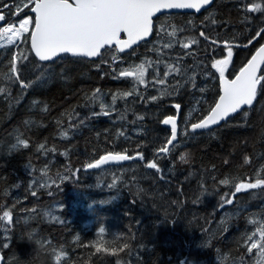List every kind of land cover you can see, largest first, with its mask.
I'll list each match as a JSON object with an SVG mask.
<instances>
[{
  "label": "trees",
  "instance_id": "16d2710c",
  "mask_svg": "<svg viewBox=\"0 0 264 264\" xmlns=\"http://www.w3.org/2000/svg\"><path fill=\"white\" fill-rule=\"evenodd\" d=\"M252 2L264 6V0H216L201 14L161 15L155 20L151 40L120 53L122 61L115 65L110 60L101 64V58L63 57L68 61L48 64L56 75L43 86L38 83L28 89L19 103L12 89L11 96L0 94V215L10 210L13 216L11 231L0 239L4 264H56L57 252L63 253L60 264H264L257 249L248 253L246 248L247 236L258 227L253 221L264 223V189L239 193L233 205L218 208L220 195L231 192L235 182L253 179L256 173L264 177V88L259 87L252 109L244 110L249 112L246 119L242 111L219 127L196 133L189 130L187 136L182 135L186 119L189 125L196 122L209 104L218 100L219 73L211 68V62L221 56L210 40L203 43L193 33H180L200 40L192 49L177 46L172 50L195 52V57H185V65L203 61L196 68V88L185 85L178 95L151 101L148 97L159 96L157 89L165 86L149 84L145 89L140 85L138 92L144 98L118 99L116 111L109 116H91L99 111V101L87 99L99 88L106 94L104 102L110 104L113 94L132 88L131 78L112 79V67L169 59L149 51L154 45L159 47L155 28L161 24L186 26L191 20L194 24L187 27L197 30L207 25V35L218 44L244 41L252 32L254 19H264V12H246L244 6ZM209 13L211 17L205 21ZM27 15L32 13H20ZM20 16L9 15L4 24ZM17 45L0 48V87L5 86L3 75L11 55L29 48L23 38L20 48ZM159 68L163 73V65ZM205 72L210 74L205 76ZM153 75L154 68H149L146 80ZM172 79L170 76L169 81ZM34 99L36 105L32 104ZM174 103L181 105L179 113L172 107ZM44 105L47 111L42 110ZM137 115L144 119L138 120ZM167 115L178 117L179 133L177 146L156 161L164 170L166 182L144 165L170 138V127L162 123ZM17 136L26 139L29 147L13 148ZM109 152L129 156L143 153L145 160L85 168ZM180 155H185L187 163L179 159ZM245 156L249 164H244ZM113 179L115 187H107ZM223 179L229 180V185L221 184ZM41 183L51 186L41 188ZM32 190L36 196L31 195ZM33 208L37 211L32 212ZM101 227L106 230L103 237ZM26 237L34 243L22 242ZM101 238L108 243L98 245L101 251L97 252L95 246ZM4 243L9 246L2 247ZM41 244L46 251L37 254ZM124 244L128 247L123 248Z\"/></svg>",
  "mask_w": 264,
  "mask_h": 264
},
{
  "label": "snow or ice",
  "instance_id": "6c2138e0",
  "mask_svg": "<svg viewBox=\"0 0 264 264\" xmlns=\"http://www.w3.org/2000/svg\"><path fill=\"white\" fill-rule=\"evenodd\" d=\"M213 0H11L10 3H4L0 0V38H6L8 44H15V41L23 38L25 45L30 44L27 51L20 49L11 55L7 62V73L3 75V79L7 84L0 87V94L11 96V87L18 85L20 92L15 98V102L19 103L20 99L28 89L36 84L43 86L45 81L51 80L56 74L50 71L51 66L44 63H34L30 59V54L38 62L54 61L61 57L62 54H70L73 57H100L101 64H108L109 60L112 65L122 61L120 53H124L126 49L132 48L141 41L147 39L154 33L153 18L157 13L169 9H194L197 13L206 6L211 5ZM246 12L257 13L264 12V6L259 2H252L244 6ZM9 9V12H5ZM28 10L34 15L20 16V13ZM20 16L19 20L12 21L7 26L3 22L8 19V16ZM211 17V13L205 16V21ZM212 25H216L217 21L212 19ZM194 22L189 20L187 25H193ZM186 26H177L174 23H169L167 27L161 24L155 28L157 37L156 43L149 51L156 52L158 55H167V61L157 59L155 61L145 59L142 62L130 65L127 68L112 67V79L131 78L133 86L130 90L121 91L111 96V103H106L103 97L106 95L101 92V89H95L89 100L99 101V111L92 112L91 116H109L116 111L115 105L118 99L127 100L128 97L140 96L143 99V94L138 92V86L143 85L145 89L149 84L152 86H165L157 89L159 96L152 95L148 100L157 101L165 95H178L180 89L185 85H190L196 88V68L203 61H198L191 66L183 63L185 57H195V52L181 51L173 52L177 46L182 50L192 49L194 45L199 46L200 40L195 35L180 33H189L190 29ZM207 25H205L206 27ZM126 35V39L121 38V34ZM261 33H264V26L259 27L255 34V38H259ZM168 37V39H165ZM199 37H203L205 41H209L212 45H217L218 41L211 38L204 30L199 31ZM251 43V40L249 41ZM4 45L0 44V47ZM115 46V47H113ZM247 47V44L224 42V47L227 50L226 58L214 59L211 62V68L219 73L220 92L218 101H213L196 122L188 124L185 120V128L182 135L187 136L189 130L196 133L197 130H207L212 126L220 124L221 121L227 120L232 114L238 113L242 108L247 106L252 109L254 102L258 97V86L264 88L261 81H264V74L260 73L261 65H264V45H261L255 55L247 61L246 64L240 67L239 74L235 75L234 79H228L225 75L233 58V47ZM17 48H20L17 45ZM102 50H104L102 52ZM164 50H168L165 52ZM207 51V49H204ZM132 54H135L133 51ZM163 65L164 71L161 73L159 66ZM37 74L33 79L22 78V73L29 70ZM155 66V67H154ZM99 67V65H97ZM149 68H154V75L151 80H146V74ZM210 73L205 72L207 76ZM173 77L169 81V77ZM203 92L204 89L200 88ZM37 100H33L32 104L36 105ZM179 113L181 105L174 103L172 105ZM43 111H47V105L43 106ZM128 109H125L127 111ZM196 111V109H193ZM249 115L248 111H244L242 116L246 119ZM192 117V112L188 113V118ZM120 118L124 119V113L120 114ZM138 120H143V115H137ZM29 123V121H25ZM83 123V119L80 120ZM163 125L170 126V138L166 143L156 149L155 157L145 163L147 169H154L156 173L161 174L159 179L167 182L166 175L163 174V169L156 162L157 159H162L168 156L170 152L169 146L176 147L173 142L177 141L178 124L177 116L167 115L162 119ZM120 135H123L121 132ZM61 136H67L66 132H61ZM13 148H28L29 142L19 136L16 137V142L12 145ZM40 148H44L41 144ZM160 153L164 157H160ZM139 159L145 160L143 153L129 156L121 152H109L101 155L95 162H89L85 165L86 169H100L102 165H107L110 162H122L128 160ZM179 159L185 163V155H180ZM249 158L244 157V164H249ZM47 176V172L44 173ZM131 177L130 180H135ZM34 183V181H33ZM55 183V181H53ZM223 185H229V180L223 179L220 181ZM116 185V180L106 186L113 188ZM47 183L39 184V187H50ZM253 189H264V177L259 173L255 174L253 179L239 180L233 185L231 192H224L220 195L218 208L223 209L226 206L233 205L237 199V194L248 192ZM32 196H36L35 190L31 191ZM51 195V193H49ZM179 205L178 201H174ZM32 212L37 209H31ZM13 216L10 210H5L0 215V239L6 238V234L11 231ZM258 223L255 231L247 236L246 248L248 253H252L253 249L258 250V255L264 260V223ZM105 228L99 229L101 237L105 234ZM254 237H258L254 239ZM78 239V237H77ZM108 241L101 238L97 241L95 250L101 251L98 245H106ZM8 243H4L2 247L7 248ZM128 245L124 244L123 248ZM122 250V249H121ZM112 253L115 254L117 249L113 247ZM62 252H57L55 256L56 264H60ZM117 264H120L117 261ZM259 264V262H258Z\"/></svg>",
  "mask_w": 264,
  "mask_h": 264
},
{
  "label": "rangeland",
  "instance_id": "374dc122",
  "mask_svg": "<svg viewBox=\"0 0 264 264\" xmlns=\"http://www.w3.org/2000/svg\"><path fill=\"white\" fill-rule=\"evenodd\" d=\"M262 26H264V19L262 17H256L254 19L253 28H252V32L250 36L244 41L238 42L239 44H247L248 46L247 47H235V46L233 47V51H235V53L233 54L232 62L229 65L225 73L227 76L233 77L239 71L240 67L246 64V62L251 58V56L257 49V47L261 43L264 42V33H261V36L259 38H255L256 32L258 31L259 27H262ZM188 28L190 29L189 33H193L197 36H199V31L201 30H204L206 34L210 30L207 26L206 27L204 26L197 30L192 29L191 27H188ZM200 38L203 41V43L209 42V41H205L203 37H200ZM250 40H251V43H249ZM21 41H22V38L16 40L15 44L17 43L18 45H20ZM0 44L7 45L8 44L7 39L0 38ZM217 46H218V54L221 56V59L226 58L227 50L224 47V43L218 44ZM30 59H33L34 63H40L35 60L32 54H30ZM61 61L66 62L68 61V58L60 59L59 62ZM36 74H37L36 72L31 71L30 66H29V70L22 73V78L26 80L33 79ZM6 84H7V81L5 80L4 85ZM11 89H12V93L14 97L16 98L18 93L20 92L19 86L18 85L12 86Z\"/></svg>",
  "mask_w": 264,
  "mask_h": 264
},
{
  "label": "water",
  "instance_id": "95a60500",
  "mask_svg": "<svg viewBox=\"0 0 264 264\" xmlns=\"http://www.w3.org/2000/svg\"><path fill=\"white\" fill-rule=\"evenodd\" d=\"M215 1H216V0H213V3H212L211 5H208V6H206V8L201 9V11H200L199 13H197L194 9H169V10H164V11H162V12H160V13H157L156 16L153 18V20H154V25H155V19H156L157 17L161 16V15H164V14H169V13H194V14H201L202 12L208 10V9L214 4ZM70 2H71V0H70ZM33 15H34V14H33ZM3 23H4V22H3ZM152 36H153V35H152ZM152 36H150V37L147 39V41L151 40ZM121 38H122V39H126L127 37H126L125 34L122 33V34H121ZM147 41H141V42H139L137 45H133L132 48H130V49H126L124 53L129 52L131 49H133V48H135V47H139L142 43L147 42ZM261 45H264V43H262ZM261 45H260V46H261ZM260 46H259V47H260ZM113 47H115V46H113ZM259 47H258V48H259ZM258 48L256 49V51L258 50ZM103 51H104V50H102V52H103ZM256 51L253 53V55H255ZM64 55H67V56L73 57V56H71L70 54H62V56H64ZM253 55H252V56H253ZM62 56H61V57H62ZM252 56H251V57H252ZM61 57L56 58L54 61H57V60H58L59 58H61ZM73 58H74V57H73ZM82 58H86V59H88V60H90V61H95V60H98L100 57H94V58L82 57ZM250 59H251V58H250ZM250 59H249V60H250ZM54 61L40 62V63L48 64V63H53ZM263 69H264V65H261L260 73H258V74H261L262 71H263ZM238 74H239V71H238V73H237L236 75H238ZM226 77H227V76H226ZM227 78H228V79H234L235 76H234L233 78H230V77H227ZM259 87H260V86H258V90H259ZM220 94H222V93L220 92ZM217 101H218V100H217ZM255 103H256V101L254 102V105H255ZM254 105H253V106H254ZM246 109H248L247 106H245L244 108H242L240 112L235 113V114H232L231 116H229V117L227 118V120H225V121H221L220 124L215 125V126H212L210 129H207V130H197V132L208 131V130L214 129V128H216V127H219V126H221V125L227 123L231 118L235 117L236 115H238L239 113H241L242 111H244V110H246ZM177 124H178V117H177ZM166 126H167V127H170V126H168V125H166ZM178 133H179V128H178ZM177 140H178V135H177ZM176 142H177V141H174L173 144L175 145ZM171 147H172V146H169V148H171ZM135 160H139V159L128 160V161H122V162H110L109 164H107V165H102V166L118 165V164L127 163V162H131V161H135ZM242 193H245V192H242ZM4 263H5V258H4V256H3L1 250H0V264H4Z\"/></svg>",
  "mask_w": 264,
  "mask_h": 264
},
{
  "label": "clouds",
  "instance_id": "9594fccd",
  "mask_svg": "<svg viewBox=\"0 0 264 264\" xmlns=\"http://www.w3.org/2000/svg\"><path fill=\"white\" fill-rule=\"evenodd\" d=\"M22 242L27 243L29 245H32L34 243V241L30 237H26ZM43 251H46V249L41 244V245L38 246L37 254H39L40 252H43Z\"/></svg>",
  "mask_w": 264,
  "mask_h": 264
},
{
  "label": "flooded vegetation",
  "instance_id": "af4514ba",
  "mask_svg": "<svg viewBox=\"0 0 264 264\" xmlns=\"http://www.w3.org/2000/svg\"><path fill=\"white\" fill-rule=\"evenodd\" d=\"M220 27H221V29H222V25H221Z\"/></svg>",
  "mask_w": 264,
  "mask_h": 264
}]
</instances>
